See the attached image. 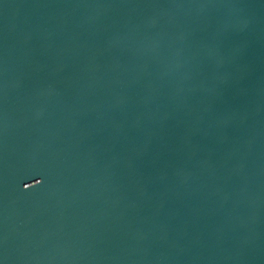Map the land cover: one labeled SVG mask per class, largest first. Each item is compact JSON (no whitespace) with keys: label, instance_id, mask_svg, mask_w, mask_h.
Instances as JSON below:
<instances>
[{"label":"water","instance_id":"95a60500","mask_svg":"<svg viewBox=\"0 0 264 264\" xmlns=\"http://www.w3.org/2000/svg\"><path fill=\"white\" fill-rule=\"evenodd\" d=\"M0 264H264V0H0Z\"/></svg>","mask_w":264,"mask_h":264}]
</instances>
